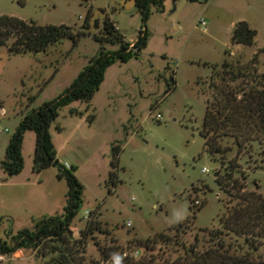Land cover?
I'll use <instances>...</instances> for the list:
<instances>
[{
	"label": "rangeland",
	"instance_id": "374dc122",
	"mask_svg": "<svg viewBox=\"0 0 264 264\" xmlns=\"http://www.w3.org/2000/svg\"><path fill=\"white\" fill-rule=\"evenodd\" d=\"M96 8L113 10L109 17L126 40L134 41L145 26L146 45L138 57L109 65L90 100L59 110L49 127L59 166L33 171L36 135L27 130L22 171L9 176L0 169V238H7L40 217L65 212L68 185L58 173L65 164L76 167L73 173L84 188L73 233L78 236L88 218L110 230L89 239L88 264L102 257L99 246L111 237L125 248L163 231L174 235L179 225L178 238L191 244L196 234L201 237L200 229L220 226L229 196L216 181L220 161L206 151L200 134L210 94L203 81L209 80L212 64L245 61L264 48V0L151 1L144 24L137 5L127 9L112 0H0V14L86 33L102 31L101 19L91 23ZM239 20L256 29L252 45L232 42ZM101 47L116 50L118 44L86 34L75 45L64 38L38 54L0 47V128L8 129L0 133V160L22 115L58 97ZM258 65L264 72L263 53ZM172 79L174 87L167 91ZM257 151L256 146L244 154L240 169L247 173L246 187L264 194V163ZM192 202L204 204L196 209ZM40 263L32 250H17L0 262Z\"/></svg>",
	"mask_w": 264,
	"mask_h": 264
},
{
	"label": "trees",
	"instance_id": "16d2710c",
	"mask_svg": "<svg viewBox=\"0 0 264 264\" xmlns=\"http://www.w3.org/2000/svg\"><path fill=\"white\" fill-rule=\"evenodd\" d=\"M151 1L162 0H137L143 24L148 19ZM256 33L247 21L239 20L232 29L231 40L252 45ZM86 34L102 44H118V48L101 47L58 97L22 115L9 138L5 158L0 160V169L7 175H17L23 169L22 144L27 130H33L36 135L33 171L60 165L49 131L59 110L73 101L90 100L103 82L109 65L140 55L146 45L148 31L145 26L141 27L137 38L131 42L125 39L110 17L104 19L100 33H86L64 24L42 25L0 14V47H6L9 53H42L49 45L64 38L71 39L75 45L80 36ZM260 53L264 54V48L258 49L245 61L225 59L220 65L212 64L209 80L203 81L210 94L206 97L200 134L206 151L220 161L216 181L229 196L227 213L220 217V226L200 229L201 237L196 234L191 244L178 238L179 225L173 227L174 235L163 231L144 240L134 239L135 244H127L125 248L111 237L110 243L99 246L102 257L91 260L90 264H264V194L256 188L246 187L244 179L247 173L240 169L244 154L254 153L256 146L259 147L256 155L260 165L264 163V72L259 70ZM174 84L172 79L167 91L173 89ZM71 112L76 110L71 109ZM113 149L118 153L120 147L115 145ZM75 169L73 165L69 168L63 165L58 173L59 177H65L68 185L65 212L40 217L32 227L0 238V254L32 250L40 257V264H88L89 239L100 233L110 234V230L103 227L97 218H88L79 235L73 233L71 222L82 203L84 188L73 173ZM114 174L111 171L110 177ZM203 204L193 203L196 209ZM201 240L204 244L199 248ZM177 249L180 252L173 255ZM135 251L139 255H134Z\"/></svg>",
	"mask_w": 264,
	"mask_h": 264
},
{
	"label": "flooded vegetation",
	"instance_id": "af4514ba",
	"mask_svg": "<svg viewBox=\"0 0 264 264\" xmlns=\"http://www.w3.org/2000/svg\"><path fill=\"white\" fill-rule=\"evenodd\" d=\"M112 3H113V5H117L118 7H124L119 1L112 0ZM136 4H137V0H136ZM103 10H105L107 12L105 16H103ZM110 11H113V10H111V9L110 10H107V9H104V8H98V9L96 8V10L94 11L93 15L96 16L97 23L99 24V21H98L99 19L102 20V26H101V28L103 27V21H104V19H106L107 17H109ZM97 12H99V13H97Z\"/></svg>",
	"mask_w": 264,
	"mask_h": 264
},
{
	"label": "built area",
	"instance_id": "2783aa9c",
	"mask_svg": "<svg viewBox=\"0 0 264 264\" xmlns=\"http://www.w3.org/2000/svg\"><path fill=\"white\" fill-rule=\"evenodd\" d=\"M131 42H132V41H131ZM156 118H157V119H161L162 116L158 113V114L156 115ZM2 131H8V129H7V128H4V129L0 128V133H1ZM65 166H66L67 168H69V165H68V164H65ZM202 170H203V171H208L207 168H202ZM196 203L198 204L199 202L196 201ZM127 225H130V221L127 222ZM124 254H125V253H124ZM9 255H11V254H0V262L3 261V260H5ZM134 255H137V251L134 252Z\"/></svg>",
	"mask_w": 264,
	"mask_h": 264
},
{
	"label": "water",
	"instance_id": "95a60500",
	"mask_svg": "<svg viewBox=\"0 0 264 264\" xmlns=\"http://www.w3.org/2000/svg\"><path fill=\"white\" fill-rule=\"evenodd\" d=\"M115 1H119L125 8H130L131 6H134L136 5V0H115ZM106 11L103 10V16L106 15ZM96 19V16L93 15L92 18H91V23H93Z\"/></svg>",
	"mask_w": 264,
	"mask_h": 264
},
{
	"label": "crops",
	"instance_id": "0c3cea01",
	"mask_svg": "<svg viewBox=\"0 0 264 264\" xmlns=\"http://www.w3.org/2000/svg\"><path fill=\"white\" fill-rule=\"evenodd\" d=\"M129 41H133V40H129ZM43 180V178H41Z\"/></svg>",
	"mask_w": 264,
	"mask_h": 264
}]
</instances>
